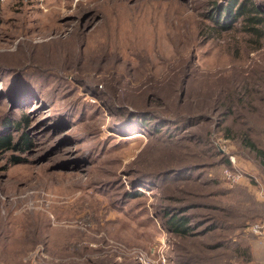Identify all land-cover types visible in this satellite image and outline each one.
Instances as JSON below:
<instances>
[{"label": "rangeland", "instance_id": "rangeland-1", "mask_svg": "<svg viewBox=\"0 0 264 264\" xmlns=\"http://www.w3.org/2000/svg\"><path fill=\"white\" fill-rule=\"evenodd\" d=\"M216 1L0 0V136L32 140L0 157V264L246 263L264 30L219 31Z\"/></svg>", "mask_w": 264, "mask_h": 264}, {"label": "trees", "instance_id": "trees-1", "mask_svg": "<svg viewBox=\"0 0 264 264\" xmlns=\"http://www.w3.org/2000/svg\"><path fill=\"white\" fill-rule=\"evenodd\" d=\"M207 19L214 23L216 29L229 31L234 25L240 24L241 31L250 35L251 37L262 38L264 30V4L256 2V0H224L222 3L215 2L212 5L211 11L207 14ZM122 125L116 130L121 133H129L128 136L141 134L143 131L150 133L153 131L157 134L159 132L157 126L154 125L151 129L146 125L147 118L139 117L134 114H126L123 118ZM21 123H10L6 121L4 125L7 127V132L14 130H21V126L27 124L22 118ZM14 127L11 128V125ZM118 132V133H119ZM264 132V131H263ZM31 138L26 134L21 135L19 140L12 138L10 132L0 136V157L2 155L12 152H25L32 146ZM245 147L251 150L257 156L259 163L264 169V150L254 146L252 143H244ZM21 159L16 156H10V163L17 164ZM151 182V180L149 181ZM263 212L258 214L256 218L264 217V204H260ZM176 215V214H175ZM257 220V219H255ZM188 218L173 216L167 220V228L169 232L185 237L190 234V228L187 227Z\"/></svg>", "mask_w": 264, "mask_h": 264}, {"label": "crops", "instance_id": "crops-1", "mask_svg": "<svg viewBox=\"0 0 264 264\" xmlns=\"http://www.w3.org/2000/svg\"><path fill=\"white\" fill-rule=\"evenodd\" d=\"M262 220L264 217L258 221ZM262 229L263 233L260 236L252 235L251 239L247 240L249 250L246 252L245 264H264V226Z\"/></svg>", "mask_w": 264, "mask_h": 264}, {"label": "built area", "instance_id": "built-area-1", "mask_svg": "<svg viewBox=\"0 0 264 264\" xmlns=\"http://www.w3.org/2000/svg\"><path fill=\"white\" fill-rule=\"evenodd\" d=\"M263 226H264V220L262 221H258L256 224H253L250 229H251V233L255 236H260L263 233ZM137 261L139 264H149L148 261H146V259L144 258V256H138L137 257ZM156 264V263H155ZM161 264H163V262H161Z\"/></svg>", "mask_w": 264, "mask_h": 264}]
</instances>
